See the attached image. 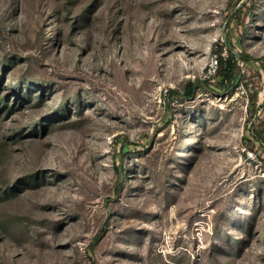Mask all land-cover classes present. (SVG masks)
I'll return each mask as SVG.
<instances>
[{
	"label": "rangeland",
	"instance_id": "374dc122",
	"mask_svg": "<svg viewBox=\"0 0 264 264\" xmlns=\"http://www.w3.org/2000/svg\"><path fill=\"white\" fill-rule=\"evenodd\" d=\"M262 119L264 0H0V264H264Z\"/></svg>",
	"mask_w": 264,
	"mask_h": 264
},
{
	"label": "trees",
	"instance_id": "16d2710c",
	"mask_svg": "<svg viewBox=\"0 0 264 264\" xmlns=\"http://www.w3.org/2000/svg\"><path fill=\"white\" fill-rule=\"evenodd\" d=\"M237 67V60H236V56L234 55V53L230 52L228 57H224L222 54L219 55V66H218V70L216 72L215 78H221L222 80V85H225L229 82H233L235 81V79L237 78L236 74H235V69ZM225 82V83H224ZM195 89H196V85L195 83H188L186 88H185V92H184V96L192 98L195 94ZM261 124L258 127V129L256 130V132L254 133V136L256 138V140H259L261 142V148L262 150L264 149V119L261 120ZM255 150V147H252L251 150ZM122 178L124 177L123 172H121Z\"/></svg>",
	"mask_w": 264,
	"mask_h": 264
},
{
	"label": "built area",
	"instance_id": "2783aa9c",
	"mask_svg": "<svg viewBox=\"0 0 264 264\" xmlns=\"http://www.w3.org/2000/svg\"><path fill=\"white\" fill-rule=\"evenodd\" d=\"M218 66H219V60H218V57H216V59L212 60V62L209 65V69H208L209 73L210 74L216 73L218 70ZM244 152L247 155L246 159L248 161H254V160L256 161L257 156H256V152L254 150L245 149Z\"/></svg>",
	"mask_w": 264,
	"mask_h": 264
}]
</instances>
